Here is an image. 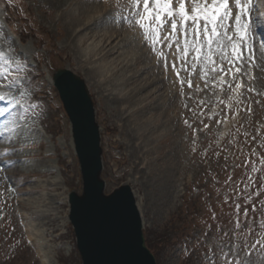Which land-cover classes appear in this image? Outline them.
Returning a JSON list of instances; mask_svg holds the SVG:
<instances>
[{"label": "rangeland", "instance_id": "rangeland-1", "mask_svg": "<svg viewBox=\"0 0 264 264\" xmlns=\"http://www.w3.org/2000/svg\"><path fill=\"white\" fill-rule=\"evenodd\" d=\"M118 2L123 6L127 0H13L12 6L7 0L0 2V24L16 39V51L29 54L31 65L29 99L22 100L27 109L10 118L8 128L19 127L0 142V153L9 143L20 153L0 155V160L13 162L6 175L0 173V264H43L42 256L51 264H81L68 220V196L81 193L82 181L70 123L49 81L58 69H69L86 81L101 127L106 191L132 187L144 231L148 239L156 240L157 264H203L201 249L192 241L209 225L212 233L217 225L225 230L234 227L237 182L243 188L242 178L254 177L249 191L264 183V95L247 93L239 100L246 105L240 110L253 106L255 112L244 114L225 144L218 136L225 115L213 121L214 130L201 134L210 117L199 118L210 114L216 96L210 90L215 89L205 87L198 66L192 91L186 84L181 91L171 68L165 72L158 66L138 26L106 21L118 11ZM259 7L263 8L261 3ZM7 15L11 28L4 19ZM256 83L264 91V80ZM231 94L232 90L221 102L226 113ZM31 103H39L36 111L42 112L35 125L41 129L38 143L28 140L24 127L32 124ZM229 177L232 182L226 184ZM261 200L264 188L252 204ZM238 202L242 216L243 195ZM257 230L259 235L249 237L250 242L264 240V218ZM185 245L195 251L189 255L183 251Z\"/></svg>", "mask_w": 264, "mask_h": 264}, {"label": "snow or ice", "instance_id": "snow-or-ice-1", "mask_svg": "<svg viewBox=\"0 0 264 264\" xmlns=\"http://www.w3.org/2000/svg\"><path fill=\"white\" fill-rule=\"evenodd\" d=\"M7 3L12 6L13 0H7ZM117 8L118 11L106 17V21L114 25H120L123 21L129 26H138L141 38L156 57L158 66L163 67L165 72L171 68L181 91L185 84L189 89L193 87L192 77L199 66L205 87L211 84L213 88L223 90V86L227 85L231 90L235 82L236 90L243 88L247 93L264 95L256 83L264 76L257 77L253 71L264 73V35L258 31L264 29V13L258 14L254 0H127L123 6L118 2ZM28 56L26 52L16 51V39L0 24V101L6 105L0 110V118L5 121L13 115L12 109L23 107L20 98L26 95L30 87V73L27 70L31 65ZM182 73H186V76ZM225 77L230 79L226 80ZM197 90H200L199 85ZM39 107V103L29 104L33 110V120L31 125L24 126L30 133L28 140L32 143H38L41 134V129L35 127L42 116L41 111H36ZM248 111L251 113V108ZM217 123L221 121L217 120ZM185 124H188L187 120ZM18 127L16 125L9 129L5 124V131H16ZM11 139L8 137L9 141ZM5 148L8 150L0 153L4 157L20 154L11 143L6 144ZM2 163L4 166H0V173L13 164L7 159ZM28 163L24 161L25 165ZM252 171H256L255 167ZM231 182L232 178L229 177L225 183ZM242 183L243 188L240 187L241 182L236 183L234 227L225 230L217 225V232L212 233L209 225L204 233L192 241L195 247L201 249L203 264H217L218 260L220 264H264V240H249V237L259 235L257 225L264 218V200L252 204V200L261 194L264 183L255 191H249L255 186L254 177L242 178ZM241 195L245 205L242 216L238 202ZM225 203H228L227 195ZM249 204L252 205L251 216ZM212 218L215 219L214 212ZM238 236L244 237L242 242ZM195 247L189 249L185 245L183 251L191 255ZM204 248L207 251H203Z\"/></svg>", "mask_w": 264, "mask_h": 264}, {"label": "water", "instance_id": "water-1", "mask_svg": "<svg viewBox=\"0 0 264 264\" xmlns=\"http://www.w3.org/2000/svg\"><path fill=\"white\" fill-rule=\"evenodd\" d=\"M54 81L72 122L84 183L82 196H70L82 264H156L130 186L105 195L100 133L85 81L67 70L58 71Z\"/></svg>", "mask_w": 264, "mask_h": 264}, {"label": "bare ground", "instance_id": "bare-ground-1", "mask_svg": "<svg viewBox=\"0 0 264 264\" xmlns=\"http://www.w3.org/2000/svg\"><path fill=\"white\" fill-rule=\"evenodd\" d=\"M54 2V1H53ZM254 2H256V3H261V6L264 8V0H263V2H261V0H254ZM88 23V22H87ZM87 23H85V25H84V27L86 26V24ZM90 25V24H89ZM139 28V27H138ZM258 31H260L261 32V34L262 35H264V30L263 29H258ZM121 32V31H120ZM116 33V32H115ZM109 34H111V33H109ZM108 35V34H107ZM111 36V35H110ZM132 36V35H131ZM83 37V36H82ZM111 38V37H110ZM109 38V39H110ZM112 38H113V36H112ZM130 38H132V37H130ZM139 38V37H138ZM80 42H83V41H80ZM108 43V42H107ZM137 43V42H136ZM112 44V43H111ZM100 45V44H99ZM99 50L101 51L102 50V52L104 51V49L102 48V46L101 47H99ZM147 54H148V52H147ZM96 55H97V53H96ZM109 55V54H108ZM105 59H107V56H106V58ZM254 71V75L255 76H257V77H261V76H264V73H261V72H259V71H256V70H253ZM101 76H104L103 74L101 75ZM225 79L226 80H228V79H230V77H225ZM198 80V79H197ZM264 80V79H263ZM259 81H260V79H259ZM203 82V81H202ZM199 83V82H198ZM261 86V85H260ZM196 87H197V84H196ZM264 87V86H263ZM213 89H215V88H213ZM191 91H192V89H191ZM168 92V91H167ZM172 93V92H171ZM172 95V94H171ZM174 100V99H173ZM176 101V100H175ZM174 101V102H175ZM211 101V100H210ZM260 101V100H259ZM155 106H157V105H155ZM174 106V105H173ZM175 106H178V105H175ZM154 107V106H153ZM172 106H170V108H168V111H169V113H170V111L172 110V108H171ZM155 108V107H154ZM156 109V108H155ZM169 113H166V114H169ZM226 126H228V123H226ZM163 190V189H162ZM164 213V212H163ZM44 264H51L50 262L49 263H47L46 261H44Z\"/></svg>", "mask_w": 264, "mask_h": 264}]
</instances>
